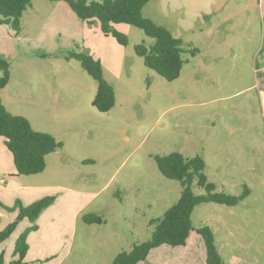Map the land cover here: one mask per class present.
<instances>
[{
    "label": "rangeland",
    "instance_id": "1",
    "mask_svg": "<svg viewBox=\"0 0 264 264\" xmlns=\"http://www.w3.org/2000/svg\"><path fill=\"white\" fill-rule=\"evenodd\" d=\"M31 4L22 20L35 21L43 56L7 60L10 78L1 97L8 113L62 148L46 156L43 172L15 178L12 155L0 138V231L16 219L17 203L52 199L28 234L23 264H112L117 254L148 241L150 221L180 197V183L163 177L155 162L172 152L201 157L218 192L237 196L249 189L234 207L197 205L191 225L208 226L228 259L232 213L246 212V238L253 246L240 253L264 262V73L259 58L254 63L263 36L256 1L150 0L142 15L182 42L185 62L171 82L136 55L137 45L153 44L140 29L114 25L126 40L121 45L97 23L80 21L65 3L66 13L42 7L53 6L50 1ZM192 49L198 50L194 56ZM70 53L99 60L114 92L108 112L93 106L97 84L68 59ZM195 184L193 193L203 195ZM88 214L101 223L86 224L82 217ZM30 226L23 219L0 245L5 263L15 259V242ZM200 240L192 231L184 247L153 249L144 264H205Z\"/></svg>",
    "mask_w": 264,
    "mask_h": 264
},
{
    "label": "trees",
    "instance_id": "2",
    "mask_svg": "<svg viewBox=\"0 0 264 264\" xmlns=\"http://www.w3.org/2000/svg\"><path fill=\"white\" fill-rule=\"evenodd\" d=\"M31 1L0 0V23L9 26L17 33L22 14L31 6ZM46 1L65 3L80 21L87 24L97 23L104 36L113 37L121 45H125L126 40L114 29V25L127 24L140 29L145 36L153 40V44L149 47L137 45L134 49L136 55L143 59L148 69L166 81L171 82L178 78L185 62L182 42L165 27L155 24L142 15L143 7L150 0ZM197 53V49L190 51L191 56ZM68 59L79 62L81 68L96 82L97 91L92 104L99 112H108L114 104V92L102 76L99 60L83 53H70ZM9 78V62L0 55V92L7 86ZM0 138L4 139L6 149L12 155L15 176H29L43 172L46 156L62 148V144L51 135L34 131L26 119L8 113L3 107L1 97ZM155 162L163 177L180 183V197L160 219L150 221L149 225L153 226V230L148 241L134 244L130 251L117 254L112 264H139L146 260L150 251L158 247H183L192 231L196 232L204 244L205 264H229L219 255L214 235L208 226L202 225L193 229L191 214L193 209L202 203L237 206L248 197L249 189L244 186L242 193L237 196L216 191V186L209 182L205 175V162L199 156L184 158L181 154L172 152L166 156H156ZM194 180L196 187L205 191L203 195H196L191 190ZM51 201L50 198H43L27 207L17 203L18 215L0 231V245L10 237L23 219L28 220L31 226L22 231L15 242L13 251L15 259L5 263L3 255L0 254V264H23L28 251V234L37 230L34 222ZM82 219L86 224L101 223V218L94 214L84 215Z\"/></svg>",
    "mask_w": 264,
    "mask_h": 264
},
{
    "label": "crops",
    "instance_id": "3",
    "mask_svg": "<svg viewBox=\"0 0 264 264\" xmlns=\"http://www.w3.org/2000/svg\"><path fill=\"white\" fill-rule=\"evenodd\" d=\"M254 1H256V9H257L256 13L258 14L261 20L260 21L261 22V33L263 36L262 44L254 55V63H256L257 58H259V61H258V65H260L259 70L262 73H264V59H263L264 58V0H254ZM50 3H53L52 4L53 6H46L42 4V7H45L46 9L48 7L49 8L51 7L52 11H55L58 13L66 11L64 6L60 4L63 2H50ZM30 7L32 8V6ZM201 12L202 14H205V11H201ZM22 19H23V15L20 19V27L17 33H15L9 26L3 25L0 23V55L6 60H11L14 58L15 59H25V60L26 59H38L43 56L41 42L38 40V34H39L37 32L38 28L36 26L33 28L35 21L31 22V25H30V23L29 24H27V22L24 23ZM28 26L32 28V31H29L27 29ZM5 89L6 87L3 90H1L0 97H1L2 91H4ZM1 102L3 104L2 97H1ZM3 107H4V104H3ZM14 177L17 178L18 176H15L14 174ZM244 219H246V212H242V213L233 212L232 213V219L228 225V247L230 248V252H232V254L228 257V259H225L217 247L219 255L221 256L224 262L229 263V264H264V262H261L260 258L254 254L252 256L245 255L246 256L245 257L241 255L240 253L241 248H245V250L247 251L253 246V242L249 243L248 238H246L245 230H247V228L250 225L249 223H246ZM189 239H190V235L187 241ZM242 242L244 246L242 245ZM199 243H200L199 245L203 244L201 240ZM145 261L142 263L144 264Z\"/></svg>",
    "mask_w": 264,
    "mask_h": 264
}]
</instances>
